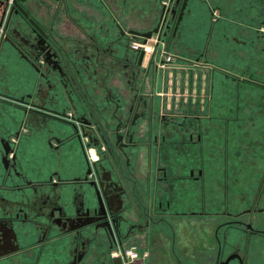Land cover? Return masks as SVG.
I'll list each match as a JSON object with an SVG mask.
<instances>
[{"label":"crops","instance_id":"crops-1","mask_svg":"<svg viewBox=\"0 0 264 264\" xmlns=\"http://www.w3.org/2000/svg\"><path fill=\"white\" fill-rule=\"evenodd\" d=\"M260 1L264 2L187 0L163 42L153 49L143 47L153 53L148 68L139 65L132 47L144 41L138 33L156 29L153 24L159 18L156 8L161 0H120L122 11L102 24L93 22L96 7L90 0H25L22 7L28 17L15 14L11 20L12 3L0 6V23L7 13L0 28V264H69L73 259L66 237L58 235L45 216L62 200L77 205L75 197L81 191L70 181L84 175L86 164L72 123L80 127L78 121L87 118L84 115L91 107L97 110L99 121L128 124L137 142L129 152L130 170L124 171L127 187L122 186L130 191L131 200L123 203L120 228L123 246L126 240L136 245L133 249L140 257L133 263L121 257L124 264H241L240 258L242 264H264V235H255L252 242L257 245L252 252L248 245L240 253V242L235 239L249 236L240 220L244 213L235 216L229 208L222 214L216 212L212 207L216 199L207 187L220 156L218 127L224 128L220 132L228 138L224 145L226 162H230L231 150L235 152L231 124L244 121L242 100L253 90L264 92V3ZM140 17L144 26L137 25ZM43 34L57 49L51 51L53 57L62 61V52L79 72V66L91 61L87 45L98 41L95 45L101 47L105 66L114 62L113 70L107 69L114 74L105 82L109 84L104 87L105 101L90 80L82 92L86 104L75 101L66 79L59 81L65 78L61 67L43 61ZM153 41H158L157 35ZM168 56L173 61L162 68ZM130 90L136 93L127 98L124 94ZM235 93L238 118L219 117L216 112L228 110L229 95ZM41 111L53 115L54 121H43ZM176 119L194 122L200 133L190 135L189 141L181 140L180 132L174 134L171 129L179 131L173 124ZM162 136L166 144L159 145L155 153L148 151L149 165H140L139 143ZM191 136H201L200 144L194 150H179L193 145ZM61 140L64 144L57 150ZM8 145L20 161V175H10L5 166ZM194 159L199 165L192 166ZM162 168L165 179L159 177ZM192 170L202 174L200 182L193 181ZM60 178L70 184L53 188L51 182ZM66 213L72 217L70 209ZM247 213L255 214L253 210ZM261 213L253 226L264 232ZM23 214L30 219L22 222ZM38 234L41 239L33 241ZM12 235L21 250L5 256ZM116 258L102 249L101 264H114Z\"/></svg>","mask_w":264,"mask_h":264},{"label":"rangeland","instance_id":"rangeland-1","mask_svg":"<svg viewBox=\"0 0 264 264\" xmlns=\"http://www.w3.org/2000/svg\"><path fill=\"white\" fill-rule=\"evenodd\" d=\"M90 1H91V4L96 7V10H95L96 14L92 13L91 15L93 22H95V24L100 23V22L101 24L103 22H108L107 18L111 14H113L114 12L119 13L122 11L120 0H90ZM260 3L262 4L264 2L260 1ZM174 6H175V0H161V2L157 3L156 9L158 10H156V12L159 13V14L157 13L159 15V18L156 19L157 21L155 20V23L153 24V28H158L157 26L161 25L166 8L170 7V9H173ZM98 14H100L101 16H99ZM128 15H131V14H128ZM134 16L137 17L136 15ZM170 16H171V10H170L169 17ZM104 18H106V21L104 20ZM143 23H146V22L143 21L142 17H140V20L139 22H137V25L144 26L145 24ZM151 31H154V29H150V32ZM97 43L98 41L87 45L89 48V54L91 55V61L88 65L84 64V67L82 68L81 66H79L80 74L75 72L76 70L73 68L72 63H69L68 60L66 61L64 59V57L62 56V52H60L59 54L63 58L62 61L59 62L61 65L60 67L65 73V78H61L59 79V81L62 83V81L66 79L65 84H66L67 90H69L71 94L73 95V97H75L74 98L75 101H79V102L84 101L85 102L84 104H86V100L83 98L84 96L82 95L83 94L82 92L84 91L85 93L84 87L87 86L86 82H89L90 80L91 85L94 84L97 89L101 90L102 91V101H105L104 98L105 96H107V91L105 90L104 87H109V84L105 82H109L111 81V79H113L111 77L114 74V71H109L108 73V70H113L114 62H112L111 66L109 67L105 66L107 63L105 61L104 62L102 61V54L100 55V53H102V50L101 49L99 50V48L101 47L99 46L97 47L95 45ZM129 44L130 46H132L131 43ZM49 45L51 44L49 43ZM149 48L153 49L152 47H149ZM56 50H57L56 47H54L53 45V48L51 49V51H56ZM104 68L105 70H102ZM106 74L107 75L111 74V75L105 78L104 76H107ZM111 91H113V89ZM263 93L264 92H261V91L256 92L253 90L249 95H245V97L242 100L243 102L240 106L242 108L240 111V115L242 119L244 118L243 119L244 121L240 123L236 122V123L231 124L232 126L231 129L233 131L232 133L233 140H231L232 139L231 138L230 142H233V145L235 146V152L231 150L232 152L231 154L233 155L234 158L232 157V160L230 162H226L227 161L226 145H224V143L227 141L228 138H225L223 133L220 132V130L223 131L224 128L222 126L218 127L219 132L215 134L218 136V139L220 140V142L222 141V143H219V146L221 147V149H219L220 156H218L215 159V162H214L215 169L214 171H212L211 176H209L207 179V184H208L207 187L209 189V193L211 194L210 197L213 196L216 199L215 200L216 203L214 204V206H212L213 209L216 212L222 214L226 212L229 208L230 211L235 216L244 213L242 217L240 218V220L243 221V223L245 224L247 223L253 224L254 222H256V220L259 218L258 216L259 213H261L260 211L264 210V137L261 134L262 132H264V94ZM229 98H230L229 109L228 110L219 109L217 112L216 111L215 112L217 113L219 117L232 115L234 119L236 117L238 118L239 112L237 108L235 107L236 102H237L236 93L229 95ZM111 104L113 107L115 106L114 103H111ZM231 104L233 105L232 106L233 108L235 107V109L230 108ZM86 108L87 107H85V110ZM91 108L92 110L90 108H87L88 110H86V114L84 112L85 114L84 116L87 117L85 119L93 123L92 134H93L94 139L97 140V144L94 147H91L88 153V156L90 157L92 156L94 159V160H90L91 167H93L96 164L97 166H101L99 164H102V161L100 163L98 159H101V160L103 159L105 160V162L109 163L108 167H110L111 169L118 168L117 167L118 165L116 164V161L110 152L111 149H108L107 144L105 142H102L103 135L105 134L103 133L101 134L99 127L97 125V123H99V119L97 118L98 117L97 110H95V108L93 107ZM70 109L73 110V107L71 106ZM78 116H79L78 118L82 117L80 115ZM109 123L112 126L105 127L104 125L103 129L106 131L105 133L108 136V139L110 140V142L111 143L113 142L112 144H114V136H113L114 131L113 130L115 129L117 123H115L114 121H110ZM173 124L178 126L179 131H176V128L172 127L171 128L172 132L174 134H178V132H180L178 136L181 137V140H188L190 135H197L198 132L200 133L199 127L195 126L194 122H192L191 123L192 125H191L189 120L183 121L182 119L180 120L176 119L173 121ZM203 132L204 134L206 133L205 128H203ZM195 140H196V137H195ZM86 142L87 141H85V143ZM104 145L106 148V151H105L106 155L102 157L101 152H104L102 151V147ZM159 145H161V142L157 144L156 141L149 142V143L145 141V142L139 143V147L137 150L139 151L138 155H140L141 157L139 159L140 165L142 164H143L142 166L149 165L150 161L147 158V155H148L147 153L148 151L150 152L153 151V153H155ZM110 147L111 146L109 145V148ZM208 147L209 148L211 147V142L208 143ZM182 149L194 150V146L185 145V147H179V150L183 151ZM195 163L199 165V161L197 159L193 160L192 166ZM154 165L157 167L158 163L155 161ZM160 166H162V160L160 162ZM115 173L117 172L115 171ZM109 175L112 176L111 172L109 173ZM162 176L163 174H161V176L159 177H162ZM114 180L115 181L113 182L115 184L116 183L120 184L119 187H123V188L124 186L127 187V184H126L127 180H126L125 174L124 176L121 174L117 175ZM226 197L228 198L229 206L225 205ZM257 197L260 198L258 201H257ZM130 200H131L130 191H128V194H126L124 198L117 199L115 205L116 207H119L120 209L122 208L123 203L127 205L129 204ZM90 204L93 206L97 205V200L95 197L93 198ZM129 206L130 205H128V208ZM247 210H256V212L254 211L255 214H249L247 213ZM127 212H130V211H127ZM260 215H264V213H261ZM244 230L247 231L245 227H244ZM244 238L245 236L241 237V239L240 238L235 239L236 242H240L239 244L240 246L236 244V246H239L238 250L240 253L247 251L246 250L247 246L246 244L243 243L245 240ZM40 239L41 237L38 234L36 238H33V241L34 240L39 241ZM89 239L90 240L92 239L91 236H87L86 238H82V239H76L74 237L67 239V243L65 245H68V247L71 248L72 257H73V259L69 261L70 262L69 264H74L77 262V259H78L77 251H80V249L87 247L89 244L88 242ZM250 244L251 246L249 250L252 252L253 248L257 244L255 242L254 243L252 242ZM109 246H110V242L106 236H102L100 239H97L94 242L92 241L90 248L89 247L86 248L87 249L86 257H88L87 259L88 261L85 262V264L86 263L87 264H101L102 249H105L106 252L108 253V256L111 257L114 254L115 250L114 251L111 250ZM135 246L136 245L127 243V240L125 241V244H124L125 249L134 248ZM261 248L264 251V244H261Z\"/></svg>","mask_w":264,"mask_h":264},{"label":"flooded vegetation","instance_id":"flooded-vegetation-1","mask_svg":"<svg viewBox=\"0 0 264 264\" xmlns=\"http://www.w3.org/2000/svg\"><path fill=\"white\" fill-rule=\"evenodd\" d=\"M23 4V3H22ZM170 7L166 8L165 14L162 19L161 26L164 25V22L167 24L170 22L171 27L173 26L174 22L176 21L175 19H172V16L169 17L170 15ZM167 17V20L165 19ZM166 20V21H165ZM173 23V24H172ZM166 25V24H165ZM135 36V35H134ZM45 41V43H44ZM43 41V46H42V51H43V61L47 63V65H50V62L54 63L55 67H60L59 62L57 59L53 57L51 54V45L49 46L47 42L49 43V40H44ZM163 42V38L161 40ZM160 42V43H161ZM53 48V47H52ZM133 50H135L132 47ZM166 61V59H165ZM163 61L162 64L165 62ZM161 64V65H162ZM41 69V67H39ZM76 70V69H75ZM78 74H80L79 71H75ZM133 93H136L134 91ZM131 90L129 92H126L124 95L127 96V98H130L133 94ZM134 95V94H133ZM119 106V104H115V106ZM41 117H43V121H54V118L52 117L53 115L48 114L47 112L41 111L40 112ZM52 117V118H51ZM59 119V117L57 118ZM56 120V119H55ZM61 120V118H60ZM58 121V120H57ZM62 121V120H61ZM104 121V120H102ZM99 121L97 123L99 130L101 134L103 135L102 142H105L108 146V149H111V154L114 157L116 164L118 165V168L111 169L108 167L109 163L105 162V160L98 159V161H102V164H99L101 166L94 165L91 167L90 160H94L93 157L88 156L89 150L91 147H94L97 144V140L94 139L93 134H92V129H93V123L91 121H87L86 119H80L78 122L79 126L78 127L76 124L72 123V126L75 131V138H77L81 144V148L83 151V156L85 158V164H86V170L84 172V175L82 177H78L72 181H70L71 184H75L76 187L81 191L78 193L77 197V205L74 206H69L62 200V202H59V205L53 206L52 210L50 213L47 215L48 218L46 217L45 219H48L50 224L54 225L56 227V231L58 232V235L61 237H66V239L69 238H76V239H82L86 238L87 236H91V240L89 239V244L87 247H84L83 249H80V251H77V262L74 264H81L82 260L86 257L87 255V249L90 248V245L92 244V241L94 242L97 239H100L102 236H107L106 231L102 229L99 225L102 223V220L96 221V222H88L90 221L91 218L96 217V218H102L99 202H98V197L96 193V188H95V183L97 184L101 194H102V199L107 207V201H111L112 207H114L117 212L114 214V216H108L109 220H113L114 217L119 218V221L121 222V214L124 211V206L119 209V207H116L115 203L117 199L119 198H124L128 192L123 188L119 187L120 184L114 183V179L116 178L117 175H123L124 176V171L127 169L128 171L130 170L131 163L129 159V152L131 149L135 148L137 146V142L134 139V136L132 134V130L130 129V126L126 124L124 121H120L114 131V144L110 142L108 139V136L106 135V131L103 129V126H112L110 123L107 121ZM192 141V146L197 147L200 144L201 136L200 137H195L191 136ZM85 141H87L85 143ZM157 144L161 142L162 145L166 144V137L162 136L161 140L157 137L156 140ZM63 141H59L57 145V150L61 149L63 146ZM102 144V143H101ZM109 145L111 146L109 148ZM101 156H105L106 153V148L105 145L102 147ZM5 166L10 173V175H20L18 169L20 168V161L17 158V155L15 153L14 148H12L10 145L7 146V155L5 157ZM105 162V163H103ZM115 171L117 173H115ZM195 170H192L190 176L192 177L194 182H200L202 178V174H195ZM111 172L112 176L109 175ZM160 172L163 174L161 177L162 179L167 178V174L165 172V169H160ZM114 175V177H113ZM126 177V176H125ZM127 178V177H126ZM127 180V179H126ZM117 182V181H116ZM69 181H65L63 179H58L57 181H52L51 184L53 185L52 187L57 189V188H62L66 184H70ZM115 184V185H114ZM124 194V195H123ZM96 198L97 200V205L93 206L91 205V201L93 198ZM67 209H70L71 211V218L68 216ZM256 212V210H253ZM263 211V210H261ZM21 213H18L16 218H20ZM30 217H28L27 214H23V218L21 219L22 222L29 220ZM47 223V222H46ZM242 225L247 229L248 237L245 238V243L246 246L249 245V248L251 246L250 243H252L253 238L255 235H264V232L258 231L254 228L252 223H242ZM251 225L252 229H249L248 226ZM121 231V228H120ZM87 235V236H86ZM116 242L109 240L110 242V249L111 250H124V246L122 244V236L118 235L116 233ZM119 239V240H118ZM45 240V239H44ZM16 241V237L12 235V239L10 241L9 250L6 252L5 256H12L15 254L17 251L21 250V248L18 246ZM15 242V243H13ZM117 246V247H116ZM241 264L243 263V258H240ZM139 261V259L137 260ZM135 261V262H137Z\"/></svg>","mask_w":264,"mask_h":264},{"label":"water","instance_id":"water-1","mask_svg":"<svg viewBox=\"0 0 264 264\" xmlns=\"http://www.w3.org/2000/svg\"><path fill=\"white\" fill-rule=\"evenodd\" d=\"M24 1L25 0H2L0 3V6L8 7L10 2L12 3L10 15H9L10 20L13 17V15H15V14H21L27 18L28 14L25 11V9L22 7V3ZM186 2H187V0H175V6L171 10V16H172L173 20L176 18V15L178 14L179 10H181L183 8V6L186 4ZM6 14H7L6 11L2 14L3 18H2V21L0 23V28L3 26ZM165 19L167 20V17H165ZM10 20H9V23H10ZM29 22L33 26L36 25L33 19H29ZM36 27L39 28V30H41V28L39 26H36ZM170 30H171L170 22L168 24L166 22H164L163 26L160 25L154 31H151L147 34L138 33L137 35L142 36L144 38V41L142 43L143 45H148L149 47L155 48L160 44L163 37L168 36ZM43 33H44V31H43ZM155 34L158 35V41L157 42L153 41V37ZM43 35L44 36H42V37L44 40L49 39L47 34H43ZM7 39H8V37H7ZM135 51L139 57V65L142 66L143 68H148V66L151 62L153 53L150 51H147L146 49H143L142 47H140L139 49H135ZM95 188H96V193H97V197H98V202H99V206H100V210H101L100 212L102 214V218L93 217L88 222H96V221L102 220V223L99 226L106 231V234H107L109 240L116 242V235L115 234L117 233L118 235L122 236V233L120 231V225H121L120 223L121 222L119 221V218H117V217H114L113 220H109L108 216L109 215L114 216V214L117 212V210L114 207H112L111 201H107V207H106V205L102 199V194H101L96 183H95ZM248 228L252 229V226L249 225ZM114 264H124V263H123L122 258L118 257V258L114 259Z\"/></svg>","mask_w":264,"mask_h":264},{"label":"built area","instance_id":"built-area-1","mask_svg":"<svg viewBox=\"0 0 264 264\" xmlns=\"http://www.w3.org/2000/svg\"><path fill=\"white\" fill-rule=\"evenodd\" d=\"M140 47H145L146 48V45H143V44H139V43H136L133 45V48L134 49H139ZM147 50H149L148 48H146ZM173 61V58L168 56L166 58V61L161 65L162 68H165V66L169 63H171ZM114 256L116 257H122L124 260H126L127 263H130V262H135L139 259L140 255L139 253L133 249V248H129V249H124V250H116L115 253H114Z\"/></svg>","mask_w":264,"mask_h":264},{"label":"bare ground","instance_id":"bare-ground-1","mask_svg":"<svg viewBox=\"0 0 264 264\" xmlns=\"http://www.w3.org/2000/svg\"><path fill=\"white\" fill-rule=\"evenodd\" d=\"M124 195V194H123ZM116 215V214H115ZM116 235V234H115ZM117 238V237H116ZM119 240V239H118ZM117 247V246H116Z\"/></svg>","mask_w":264,"mask_h":264}]
</instances>
